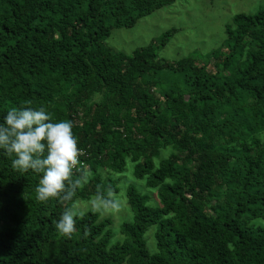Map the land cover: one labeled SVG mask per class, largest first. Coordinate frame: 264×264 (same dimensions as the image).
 Instances as JSON below:
<instances>
[{
  "label": "trees",
  "instance_id": "16d2710c",
  "mask_svg": "<svg viewBox=\"0 0 264 264\" xmlns=\"http://www.w3.org/2000/svg\"><path fill=\"white\" fill-rule=\"evenodd\" d=\"M173 2L0 0V122L25 102L73 122L92 173L76 201L126 169L152 190L126 185L118 239L91 211L61 237L66 205L38 201L40 175L0 150V264H264V229L246 227L264 220V7L233 15L204 61L158 59L172 29L128 56L106 45Z\"/></svg>",
  "mask_w": 264,
  "mask_h": 264
},
{
  "label": "clouds",
  "instance_id": "9594fccd",
  "mask_svg": "<svg viewBox=\"0 0 264 264\" xmlns=\"http://www.w3.org/2000/svg\"><path fill=\"white\" fill-rule=\"evenodd\" d=\"M71 120L53 121L44 106L34 108L25 102L12 108L0 122V150L13 157L12 168L24 174L40 175L35 188L36 199L42 203L51 200L66 205L55 223L61 237L71 238L77 231V217H83L76 196L91 179L92 173L80 157L84 151L73 132ZM89 207L95 213L119 212L122 201L111 186H98Z\"/></svg>",
  "mask_w": 264,
  "mask_h": 264
},
{
  "label": "rangeland",
  "instance_id": "374dc122",
  "mask_svg": "<svg viewBox=\"0 0 264 264\" xmlns=\"http://www.w3.org/2000/svg\"><path fill=\"white\" fill-rule=\"evenodd\" d=\"M263 7L264 0H174L170 5L138 19L130 28L110 30L106 45L120 52L122 56H128L133 50L144 47L163 32L172 29L174 33L157 50V58L171 62L193 55L198 61H204L206 55L224 41V27L230 23L233 15L253 14ZM113 177L119 179L116 193L123 207L119 212L98 214L100 218L110 221L109 228L113 232V239H118L115 232L118 233L119 225L131 216L124 198L126 185L133 184L141 194L147 196L152 194V190L145 188L142 180H134L127 169ZM77 202L84 213L91 211L90 199ZM246 227L264 229V220L251 219ZM152 232L153 227H150L144 233L145 245L149 249H153Z\"/></svg>",
  "mask_w": 264,
  "mask_h": 264
}]
</instances>
